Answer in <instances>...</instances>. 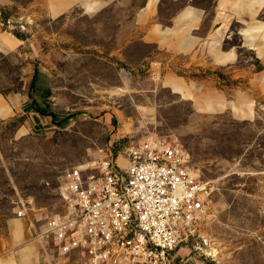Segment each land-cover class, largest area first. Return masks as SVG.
<instances>
[{"label": "rangeland", "instance_id": "rangeland-1", "mask_svg": "<svg viewBox=\"0 0 264 264\" xmlns=\"http://www.w3.org/2000/svg\"><path fill=\"white\" fill-rule=\"evenodd\" d=\"M146 1L57 16L38 0H14L5 23L0 13L3 31L23 41L0 53V92L21 93L53 120L48 130L25 129L21 116L0 121V264H84L43 235L46 216L63 206L65 173L148 137L180 142L210 184L201 237L176 249L171 263L264 264V0H238L248 9L230 1L222 14L214 0H162L142 17ZM186 4L206 12L192 55L152 41L154 27H170ZM16 219L21 242L7 231Z\"/></svg>", "mask_w": 264, "mask_h": 264}, {"label": "built area", "instance_id": "built-area-1", "mask_svg": "<svg viewBox=\"0 0 264 264\" xmlns=\"http://www.w3.org/2000/svg\"><path fill=\"white\" fill-rule=\"evenodd\" d=\"M189 162L180 142L148 137L73 167L59 187L63 206L46 216L43 235L84 264H172L176 249L201 237L209 205L210 184ZM17 217H26L24 207Z\"/></svg>", "mask_w": 264, "mask_h": 264}, {"label": "crops", "instance_id": "crops-1", "mask_svg": "<svg viewBox=\"0 0 264 264\" xmlns=\"http://www.w3.org/2000/svg\"><path fill=\"white\" fill-rule=\"evenodd\" d=\"M162 0H147L145 7L140 13V16H145L149 12L154 15L157 13L158 6ZM178 1V0H172ZM216 14H222L221 7L225 6L228 2H236L234 6L237 9L246 8L244 5L236 6L238 0H214ZM242 3H247V0H241ZM249 1V0H248ZM114 0H38V3L46 8L49 15H62L70 9L81 6L86 13H94L112 4ZM14 0H0V7H10L14 4ZM240 4V2H239ZM240 7V8H239ZM206 12L202 8L191 7L188 4L180 8L174 17H172L170 27H154L152 33V41L160 48L168 50L175 54L192 55L199 45L194 43L193 32L198 30V25L203 20ZM239 14V11H238ZM264 30V27H258ZM256 29V28H255ZM248 40L256 35H252V28L246 32ZM264 36V31L262 33ZM149 37V36H147ZM219 41L216 39V43L213 44L212 48L216 54V60L224 59L226 55L223 51H220ZM252 44V43H251ZM23 45V41L14 36L12 33L4 32L2 29V21L0 18V53L10 54L20 50ZM261 56H264V51L260 50ZM232 57V54H228ZM36 78V77H35ZM179 84H173L175 90L182 92ZM184 92V89H183ZM35 101L30 103L28 99L24 98L22 94H16L12 97H6L0 92V121L13 120L16 116L23 118L24 128L30 130H48V125L53 123V120H49V117L43 115L35 109ZM22 220V219H20ZM19 219L10 220L8 222L7 231L15 239L16 242H21L25 232L22 228L21 221ZM1 230V229H0ZM1 236V231H0ZM0 255H1V243H0Z\"/></svg>", "mask_w": 264, "mask_h": 264}, {"label": "trees", "instance_id": "trees-1", "mask_svg": "<svg viewBox=\"0 0 264 264\" xmlns=\"http://www.w3.org/2000/svg\"><path fill=\"white\" fill-rule=\"evenodd\" d=\"M5 8L4 7H0V13H1V18H2V21L3 23H5L6 21V13H5ZM16 37L20 38L18 35H16ZM38 112L42 113L43 115H46L45 112L41 111V110H37ZM14 120V119H13Z\"/></svg>", "mask_w": 264, "mask_h": 264}, {"label": "bare ground", "instance_id": "bare-ground-1", "mask_svg": "<svg viewBox=\"0 0 264 264\" xmlns=\"http://www.w3.org/2000/svg\"><path fill=\"white\" fill-rule=\"evenodd\" d=\"M120 161H122V159H120Z\"/></svg>", "mask_w": 264, "mask_h": 264}]
</instances>
